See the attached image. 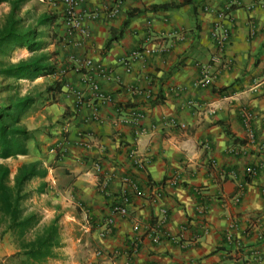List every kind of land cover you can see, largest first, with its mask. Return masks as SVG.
<instances>
[{"label": "crops", "instance_id": "1", "mask_svg": "<svg viewBox=\"0 0 264 264\" xmlns=\"http://www.w3.org/2000/svg\"><path fill=\"white\" fill-rule=\"evenodd\" d=\"M115 3L81 0V29L69 35L59 0H24L16 29L34 30L38 48L0 52V69L22 60L40 67L33 78L0 74L3 101L15 94L11 83L32 98L16 124L26 130V152L0 163L12 185L20 166L37 171L17 209L36 215L31 234L56 219L54 246L40 264H264V0H124L111 14ZM229 5V43L211 62L216 11ZM12 12L10 2L0 4V33ZM87 59L108 72L93 71L98 90L84 81ZM131 108L144 117L132 120ZM64 134L68 147L57 156L50 149ZM126 176L138 185L126 188L129 215L113 216L102 235ZM163 215L155 243L148 231ZM11 224V216L0 221V264H37Z\"/></svg>", "mask_w": 264, "mask_h": 264}, {"label": "trees", "instance_id": "2", "mask_svg": "<svg viewBox=\"0 0 264 264\" xmlns=\"http://www.w3.org/2000/svg\"><path fill=\"white\" fill-rule=\"evenodd\" d=\"M10 2L12 4L13 16L9 19L7 25L0 33V52L8 45L28 46L35 50L38 48L37 41L31 33L34 30L20 32L16 29L19 20L14 19L15 11L23 4L24 0H0ZM3 49V50H4ZM40 73V67L36 62L22 60L15 65L2 67L0 74L4 77H13L15 79L33 78ZM6 87H1L0 90ZM16 91L13 96H9L10 102L6 101L5 105H0V157L8 158L14 155L26 152L23 139L26 137V130L16 125L20 122L22 114L29 107L32 98L25 96L19 97ZM15 96V97H14ZM8 102V103H7ZM15 106V108H14ZM16 109V110H15ZM37 171L34 165H22L18 168L15 175V183L10 185L11 169L5 163H0V221L11 216V229L14 231L17 241L26 254L30 255L33 262L42 263L51 253L54 246V236L57 232L56 219L49 225L43 227L42 230L35 231L34 226L38 222L36 215L22 218L17 209L19 193L26 180L36 175ZM15 194V196H14Z\"/></svg>", "mask_w": 264, "mask_h": 264}, {"label": "built area", "instance_id": "3", "mask_svg": "<svg viewBox=\"0 0 264 264\" xmlns=\"http://www.w3.org/2000/svg\"><path fill=\"white\" fill-rule=\"evenodd\" d=\"M60 3L63 5L64 8V14H65V23L67 25V33H69V35L73 34L74 31L80 30L81 26H82V19L78 13V7L81 3V0H59ZM123 1L124 0H116V3L114 5V7L112 8V10L110 11L111 14H116L121 10V7L123 5ZM230 5L228 7L227 11H216V15H217V21L214 24V28L212 31V35L216 40L217 43V51L215 53H213L210 57L211 62H218L221 61L223 59L224 56V50L227 46V44L229 43V39H230V31L229 29L224 25V20H231L232 17L230 15V11H229ZM207 10H212L211 6H206ZM69 41V40H68ZM149 52H152L150 50H148ZM84 67L88 70L87 73L84 74V81H86L88 83V85L95 90L99 89V84L97 82V80H95L93 78V71H97L100 75L102 76H106L108 75V72L105 70V68L102 65H97L95 66L93 61L91 59H87L84 61ZM206 84L205 82H200L201 86H204ZM105 99H109V97H104ZM130 116L132 120H139L142 119L144 117L143 112H141L139 109L136 108H131L130 109ZM99 116L96 114L95 118H98ZM251 120H252V116L250 114L245 113L244 115V121L247 125V137L249 139L250 142L254 143L255 142V133L252 129L251 126ZM163 123L165 125H169L171 127L174 128H178L181 130H185L187 129L188 125L187 123L180 121L178 119L175 118H168V117H163ZM68 138L65 136V134L59 139L57 140L52 146L50 151L55 153L57 156H62L65 151L67 150L68 147ZM247 173L249 176H254L257 173V169L253 166H249L247 168ZM122 184L124 186V189L122 190L121 194L118 196V198L116 199L117 202L113 204L112 206V214L111 216L108 218V220L106 221V226L105 228L100 232L102 235H106L107 233H109L111 231V225L113 223V216L115 215H120V216H128L129 215V209H128V205L130 202V197L127 193V187L132 188L134 190H136L138 188L137 183L130 177H123L121 179ZM178 179L174 178L173 181L171 182H177ZM52 184H55V180L51 181ZM107 186V181H104L101 184V189L103 191H105ZM164 189H160L156 192V196H161L163 194ZM236 200H239V198L237 197ZM166 220L165 215H163L160 219H159V224L156 226V228H149L148 231V235L151 236L152 240L157 243L160 241L161 239V235H162V228L161 225L162 223H164ZM133 228L135 231H138L140 229V224L135 221L133 224ZM136 243V242H135Z\"/></svg>", "mask_w": 264, "mask_h": 264}, {"label": "rangeland", "instance_id": "4", "mask_svg": "<svg viewBox=\"0 0 264 264\" xmlns=\"http://www.w3.org/2000/svg\"><path fill=\"white\" fill-rule=\"evenodd\" d=\"M36 14H37V12H36ZM19 15L21 16V13H19ZM0 25H1V23H3V17H2V14H0ZM35 19V18H34ZM16 85H18V84H14V83H11V84H9V86L11 87L10 88V92H12V91H14V92H16L17 90H18V86H16ZM8 86V84H6V85H3L2 87H7ZM18 93V95H19V97H20V92H17ZM15 97V96H14ZM4 100V97L2 96L1 98H0V105H5V101H3ZM8 102H10V100L8 101ZM7 102V103H8ZM2 108H3V106H2ZM2 108L0 107V112L2 111ZM10 185L12 186V184L10 183Z\"/></svg>", "mask_w": 264, "mask_h": 264}]
</instances>
